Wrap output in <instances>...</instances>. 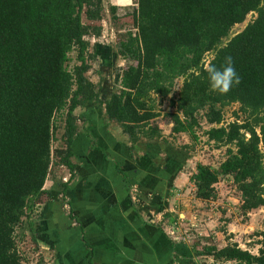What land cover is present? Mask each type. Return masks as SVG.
<instances>
[{
  "label": "trees",
  "instance_id": "1",
  "mask_svg": "<svg viewBox=\"0 0 264 264\" xmlns=\"http://www.w3.org/2000/svg\"><path fill=\"white\" fill-rule=\"evenodd\" d=\"M136 4L132 14L114 22L132 24L116 37V57L128 65L115 73L116 90L103 101L100 84L88 77L97 59L89 38L103 35V0H0V264H24L16 232L25 217L51 202L45 186L55 164L68 170L69 183L74 178L73 144L82 122L75 111L86 104L103 108L131 150L142 140L168 145L166 125L172 135L198 141L204 121L207 142L227 152L219 168L196 166L189 178L195 199L216 201V186L226 178L240 193L243 215L264 208V0ZM251 14L254 20L232 36ZM73 52L77 64L70 69ZM209 54L208 64L218 68L225 57L233 60L241 83L226 95L209 91ZM167 100L173 112L162 110ZM232 105L239 106L235 120L225 123L224 111ZM62 117V145L54 149ZM192 151L184 145L175 156ZM189 235L201 248L198 256L213 259L211 264H264L263 233L257 235V254L236 242L219 247Z\"/></svg>",
  "mask_w": 264,
  "mask_h": 264
},
{
  "label": "crops",
  "instance_id": "2",
  "mask_svg": "<svg viewBox=\"0 0 264 264\" xmlns=\"http://www.w3.org/2000/svg\"><path fill=\"white\" fill-rule=\"evenodd\" d=\"M90 120L87 130L89 125L102 124ZM116 128L114 133L109 132L106 123L97 135L93 132L82 140L77 135L73 144L76 170L64 195L69 212L58 204V194L48 190L52 200L43 206L36 232L43 250L53 253L52 264L213 263L211 258L198 256L199 246L184 241L190 230L181 228L193 216L186 200L182 210L179 201H173L180 193L179 184L184 182L169 160L176 157L175 151L164 143L145 140L131 150L128 137ZM55 206L60 208L58 218ZM65 228L73 233L69 239L73 244L61 240L60 232ZM175 229L177 234L173 236ZM57 230L58 240L52 243L49 237ZM194 231L197 239L206 235L204 229ZM258 249L256 245L252 252L257 254Z\"/></svg>",
  "mask_w": 264,
  "mask_h": 264
},
{
  "label": "rangeland",
  "instance_id": "3",
  "mask_svg": "<svg viewBox=\"0 0 264 264\" xmlns=\"http://www.w3.org/2000/svg\"><path fill=\"white\" fill-rule=\"evenodd\" d=\"M136 6V0H103V35L100 38H89L91 51L92 53H96L97 59L95 62H92V68L88 73V77L95 84H100L101 100L103 101L116 90L113 84V77L115 73L120 68L128 65L126 60L116 57V37L117 34H124L126 30L132 28V24H127L126 21H123L120 24L121 26H116L114 22L117 21L118 23L119 20L132 14L136 9ZM113 8H115L114 13L111 11ZM255 16V14H251L247 17L243 24L235 26L231 35L233 36L243 31L244 28L252 20H254ZM69 57V67L72 69L77 64L76 52L71 53ZM211 59L212 54H209L206 57V63L208 64ZM181 85L182 81L178 80L175 87V93L173 95H177ZM85 106L90 108H85ZM85 106L75 111V115L82 119L81 123L79 121L80 129L78 135H81L79 136L81 137L80 140L84 137L90 136L93 132H95V134L97 131L100 132V128H104L106 123L108 124L109 132L114 133V131L117 130V126L110 125L108 123L101 106L96 103L86 104ZM238 109L239 106L237 105H232L225 109V123H230L235 120L234 114L238 112ZM162 110L164 112H173V110H170L169 100L163 104ZM90 119L101 121V126L97 127V124L96 126L89 125V130H87V120L91 121ZM97 121L95 122L98 123ZM200 125L201 128L198 130V141H193L189 135H172V126L166 125L163 129V135L165 139H167L169 148H171L172 151H175L184 145H189L193 150L192 153L187 155L185 158L169 157L170 163L175 166L174 171L179 176L182 175L184 178V182L179 184L180 188L177 191V193H180L178 197L173 199V201H179L178 203H180V209L182 210V207H184L183 205H185L183 201L186 200L188 212H190L193 216L191 220L192 223L190 221L186 222V225L184 224V227L181 229L185 230L187 227V229L190 230V233H196L194 230H197L198 232L199 230L201 231V229H204L206 235H204V238L202 239L209 241L210 243L216 242L219 246H223L224 244L227 245L230 242H236L251 250L255 249L259 239L257 238V235L264 233V208L248 215H243L240 208L241 196L232 181L226 180V178L221 179L219 184L216 186L218 198L214 202L203 203L195 199L194 188L190 183H188L187 179H189L194 173L198 164H204L213 169L219 168L220 163L226 158L227 152L226 147L217 148L216 145L209 144L203 134L209 129V127L204 121H201ZM58 126L57 141L54 145V149H58L62 145V137L64 134L63 117L60 119ZM102 144L104 145V143ZM69 177L67 169L61 166L58 167L55 164L46 183L47 190H52L54 194H58V204H61L66 212H69L70 207L66 205L68 203L66 202L67 199H64L65 196L62 191V184L67 183L69 181ZM69 184L70 183L68 182V185ZM43 206L37 208V212H33L28 217H25L23 219V227L18 229L16 232L18 249L24 257V264H52V260H54L52 258L53 253L43 250V246L40 243V237L37 236L36 232L39 226L38 222H40L39 217L40 213L43 211ZM59 209V206H55L54 211L56 212V218L59 217ZM201 216L202 220L199 219ZM210 221H214V223L211 224L209 223ZM29 223H32L31 225L33 228ZM200 223H202L203 226L199 225ZM206 224H210V227L204 226ZM191 226H195V228H192ZM54 229L57 228L54 227ZM58 230L49 237L50 242L54 243L55 240H58ZM68 231L69 230L65 228V230L60 232V238L66 245L73 244L69 242L73 233ZM37 237H39V239H37Z\"/></svg>",
  "mask_w": 264,
  "mask_h": 264
},
{
  "label": "clouds",
  "instance_id": "4",
  "mask_svg": "<svg viewBox=\"0 0 264 264\" xmlns=\"http://www.w3.org/2000/svg\"><path fill=\"white\" fill-rule=\"evenodd\" d=\"M204 67L207 72L209 91L212 93L226 95L241 83L230 56L225 57L219 68L207 63Z\"/></svg>",
  "mask_w": 264,
  "mask_h": 264
},
{
  "label": "built area",
  "instance_id": "5",
  "mask_svg": "<svg viewBox=\"0 0 264 264\" xmlns=\"http://www.w3.org/2000/svg\"><path fill=\"white\" fill-rule=\"evenodd\" d=\"M176 224V223H175ZM175 232L172 234L173 236H175L176 234H177V231H176V229L174 230ZM264 234V233H263ZM182 237V236H181ZM185 237V240L184 241H188V236L186 235V236H184ZM244 247H246V246H244Z\"/></svg>",
  "mask_w": 264,
  "mask_h": 264
}]
</instances>
